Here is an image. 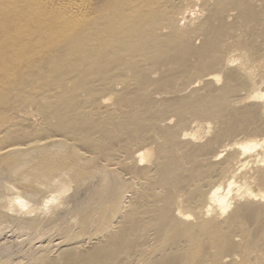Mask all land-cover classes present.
<instances>
[{
	"label": "rangeland",
	"instance_id": "rangeland-1",
	"mask_svg": "<svg viewBox=\"0 0 264 264\" xmlns=\"http://www.w3.org/2000/svg\"><path fill=\"white\" fill-rule=\"evenodd\" d=\"M186 6V17L179 14L176 20L184 28L193 25L189 33L177 39L169 35L167 25L158 29L159 37L165 36L162 41L173 40L175 48L171 45L167 51L158 46L162 51L155 49L151 60L134 58L126 69L121 59L96 69L86 66L88 72L84 66L70 71L63 65L48 77L54 83L61 79V89L52 83L44 87L46 91L13 95L0 103V125H16L20 133L67 123L93 127L89 129L91 144H87L93 146L95 159L108 158L138 189L112 231L89 228L83 233L84 242L42 254L35 260L38 264H177L178 251L185 246L178 231L185 222L205 223L200 261L215 264L216 250L205 233L211 219L221 221L227 232L218 263L248 258L257 264L252 261L264 256V247L261 254L246 252L253 242L264 244V200L234 192L245 181L249 190L264 191V0H189ZM244 54H249L248 62ZM130 65L134 68L127 74L124 71ZM212 74H219V79ZM253 142L252 149H241L240 145ZM141 145L150 146L154 155L139 164L134 151ZM146 169L151 170V180L143 184L137 177ZM232 180L229 208L221 213L212 206L208 211L207 193L217 184L225 191ZM179 211L189 214L188 218L183 219ZM232 216L231 226L226 219ZM236 247L245 249V255Z\"/></svg>",
	"mask_w": 264,
	"mask_h": 264
},
{
	"label": "bare ground",
	"instance_id": "bare-ground-1",
	"mask_svg": "<svg viewBox=\"0 0 264 264\" xmlns=\"http://www.w3.org/2000/svg\"><path fill=\"white\" fill-rule=\"evenodd\" d=\"M188 3L189 0H0V103L13 95L29 92L33 94L42 89L46 91L44 87L48 88L54 83L53 79L50 80L48 77L54 69L63 65H66L70 71H77L81 66L98 68L97 66L108 65L111 60L121 59L122 61L119 62L124 63L126 69L134 58L149 60L155 49L161 52L171 45L174 47L176 43H173V40L162 41L165 36L161 39L158 29L167 25L166 27L170 29L169 35L178 39L193 28V25L181 27V20L180 24L176 20L179 14L185 16ZM205 7L206 10L208 6ZM189 14L192 17L190 12ZM149 48L150 51H146ZM125 49L128 51L122 56H117ZM243 56V60L249 58V54ZM132 67L130 65V68L124 72L129 74ZM57 74L58 70L53 75L56 77ZM209 76L219 79V74ZM43 80H46L44 84ZM65 80L68 81L66 76ZM58 81L61 83V79ZM58 83L54 85L61 89ZM66 84L64 83L65 87ZM72 121L74 120L69 123ZM63 123L66 122L63 120ZM15 126L0 125V264H38L35 260L42 254L84 242L83 233L89 228L96 227L98 231L103 232L112 231L117 216L132 205L130 203L132 195L138 189L127 181L124 173L116 168L117 165L112 166V163L108 162V158L106 160L98 158L99 161L95 159L93 146L88 147L91 141H88L91 139L89 129L93 127L82 124L68 125V123L45 125V127L40 125L42 128L39 131L31 130V132L26 129L27 131L20 133ZM186 134L190 133L186 132ZM253 143H244L240 145L241 149L250 150L256 146L255 142ZM143 145L136 147L134 151V157L139 164L149 161L154 155L151 147H147L148 144ZM150 177L151 170L146 169L137 179L144 184ZM233 182L234 180L227 183L225 191L221 184H217L207 193L206 200L211 204L207 205L208 211L212 206L221 213L229 208L230 202L227 196L230 194ZM236 186L234 191L236 194L264 200V191L249 190L246 181L245 185ZM186 205L192 208L189 202ZM178 213L183 219L189 216L185 212ZM227 220L231 226L235 223L234 216ZM208 222L205 233L212 248L216 250L213 260L215 264H220L217 258L222 250L224 251L227 232L221 226V221L211 219ZM204 225V222L195 224L185 222L179 227L178 232L184 238L185 246L178 251L177 264H201ZM263 247L264 244L261 246L258 242H253L247 245L246 252L261 254L260 250H263ZM236 249L241 253L245 251L240 247ZM243 254L245 255V252ZM142 255L144 256L145 252ZM247 259L241 260L242 262L231 260L226 264H253ZM256 259L252 262L264 264L263 255H259Z\"/></svg>",
	"mask_w": 264,
	"mask_h": 264
}]
</instances>
